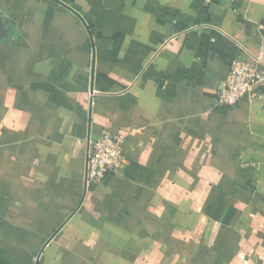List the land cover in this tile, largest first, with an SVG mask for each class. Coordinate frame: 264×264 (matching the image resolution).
I'll list each match as a JSON object with an SVG mask.
<instances>
[{
  "label": "crops",
  "instance_id": "obj_1",
  "mask_svg": "<svg viewBox=\"0 0 264 264\" xmlns=\"http://www.w3.org/2000/svg\"><path fill=\"white\" fill-rule=\"evenodd\" d=\"M263 48L264 0H0V264H264V85L215 101Z\"/></svg>",
  "mask_w": 264,
  "mask_h": 264
},
{
  "label": "built area",
  "instance_id": "obj_2",
  "mask_svg": "<svg viewBox=\"0 0 264 264\" xmlns=\"http://www.w3.org/2000/svg\"><path fill=\"white\" fill-rule=\"evenodd\" d=\"M264 85V48L252 62L234 61L227 78L216 91V105L234 107L242 99L253 100L255 88ZM123 139L102 131L91 142L87 152V184L100 183L106 175L122 176L125 162L122 154Z\"/></svg>",
  "mask_w": 264,
  "mask_h": 264
},
{
  "label": "water",
  "instance_id": "obj_3",
  "mask_svg": "<svg viewBox=\"0 0 264 264\" xmlns=\"http://www.w3.org/2000/svg\"><path fill=\"white\" fill-rule=\"evenodd\" d=\"M64 6V5H63ZM68 11H70L71 13H73L75 16H77L83 23H84V21H83V19L81 18V16L77 13V12H75L74 10H72L71 8H69V7H65ZM85 24V23H84ZM88 143H89V141H88ZM88 146V145H87ZM87 152H88V148H87ZM87 152H86V164H87ZM84 182H85V185H87V180H86V174H85V179H84ZM37 264V263H36Z\"/></svg>",
  "mask_w": 264,
  "mask_h": 264
}]
</instances>
